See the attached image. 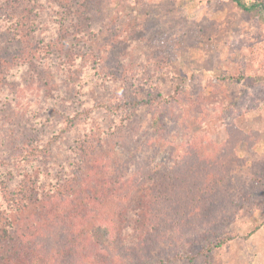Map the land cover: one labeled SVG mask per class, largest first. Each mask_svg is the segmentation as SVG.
I'll return each instance as SVG.
<instances>
[{"label":"rangeland","instance_id":"obj_1","mask_svg":"<svg viewBox=\"0 0 264 264\" xmlns=\"http://www.w3.org/2000/svg\"><path fill=\"white\" fill-rule=\"evenodd\" d=\"M93 2L92 41L75 38L74 51L56 44L33 60L24 52L26 39L7 43L20 5L2 6L6 166L16 164L21 181L22 156L41 151L47 153L42 178L61 182L76 162L78 140L90 134L127 176L135 178L137 166L150 162L144 180L152 189L143 187L151 197L168 196L149 220L110 236V254L121 263L109 264H264V12L250 14L231 0ZM45 42L40 36L30 44ZM177 87L187 104L199 101L180 120L170 105L159 108ZM150 93L158 99L137 109L126 105ZM118 104L116 111L103 108ZM155 111L164 113L165 130L151 125ZM56 136L61 142L51 146ZM38 164L30 163L31 170ZM143 195L133 196L131 208ZM142 222L152 225L143 229ZM219 237L233 239L218 247Z\"/></svg>","mask_w":264,"mask_h":264},{"label":"trees","instance_id":"obj_2","mask_svg":"<svg viewBox=\"0 0 264 264\" xmlns=\"http://www.w3.org/2000/svg\"><path fill=\"white\" fill-rule=\"evenodd\" d=\"M231 1L250 14L264 12V0ZM8 4H19L21 11L13 13L15 24L7 28L12 40L7 43L14 44L26 39L28 45L24 52L30 56V60L43 52L45 54L49 47L55 48L56 44L61 46V50L63 46V49L74 51L71 43L75 38L93 40L94 28L91 30L92 24L89 22L94 21L91 17L94 16L91 15L93 0H0V11L2 6L13 11ZM67 19L68 22L65 21ZM22 22L24 24L20 25ZM85 22L89 23L84 27ZM40 36L46 41L44 45L32 46L30 41ZM72 53L78 55L77 52ZM1 59L0 50V62ZM3 63L0 65L4 66ZM4 69L0 68V82L6 74L2 71ZM152 99L158 98L150 93L147 97L126 100V105L137 109L150 104ZM159 100V108L168 110L170 105L175 114L179 113V120L189 114L195 104L199 105V101L187 104L190 99L186 98L181 87H177L172 98L163 99L162 96ZM103 108L116 111L121 104L116 107L105 105ZM173 112L171 115H174ZM162 114L155 111L151 125L165 130V117ZM68 120L74 122L71 117ZM60 138L56 136L49 143L54 146L61 142ZM94 140L90 134L78 140L76 162L67 166L70 172L61 182L55 183V175L50 180L41 176L40 167L47 153H31L34 150L24 153L22 159L26 161L22 171L25 173L21 181L18 180L16 164L11 162L13 165L6 166L5 157L0 154V264H109L116 260L121 263L118 253L110 254V236L120 237L128 228H133V222L141 221V217L149 220L147 215L152 213L153 207L162 208L168 196L148 195V189L152 188L144 176L145 172L152 171L148 166L150 162L138 165V172L132 178L134 176H127V169L124 172L120 166L114 165L109 154L99 151L102 146ZM33 162H38L39 166L31 170L30 163ZM48 171L53 174L52 168ZM140 179L141 186L138 185ZM138 193L145 194L141 196V204L131 208L130 200L135 199L133 196ZM146 201L150 207L145 205ZM159 215L157 212L154 216V224L155 221L160 223ZM141 225L147 229L152 224L142 222ZM100 232L106 233L107 237H97ZM231 239L219 237L216 246L220 247ZM210 246L207 247L209 251Z\"/></svg>","mask_w":264,"mask_h":264}]
</instances>
